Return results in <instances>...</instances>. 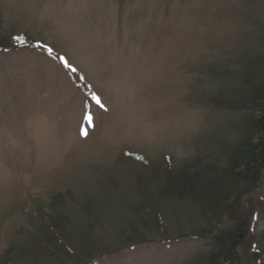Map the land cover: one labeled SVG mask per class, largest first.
<instances>
[{
  "label": "rangeland",
  "instance_id": "374dc122",
  "mask_svg": "<svg viewBox=\"0 0 264 264\" xmlns=\"http://www.w3.org/2000/svg\"><path fill=\"white\" fill-rule=\"evenodd\" d=\"M263 83L264 0H0V264H199L249 220L223 264H264V168L167 192L221 179Z\"/></svg>",
  "mask_w": 264,
  "mask_h": 264
},
{
  "label": "trees",
  "instance_id": "16d2710c",
  "mask_svg": "<svg viewBox=\"0 0 264 264\" xmlns=\"http://www.w3.org/2000/svg\"><path fill=\"white\" fill-rule=\"evenodd\" d=\"M254 86L247 98V104L240 106L251 115L247 122L246 138L239 143L234 160L223 172L221 179L216 180V177H210V179L205 177L204 179L197 175V171L192 172L191 175L188 172H184L186 174L183 175H173L167 183L169 194L183 198L188 193L193 201L215 207L219 205L217 203L226 202L224 194L219 196V190L223 185L232 196L236 197L238 193L241 194L245 189L253 187L257 183L260 171L264 168V83L258 87ZM214 195L221 197L220 202L212 200ZM251 225L252 222L249 220L245 226L244 223L243 226L242 223H239L234 228L235 231H222L217 234L210 231L214 233V236L209 241L210 246L207 249V254L199 264H223L226 260L231 259L236 246L244 244L245 234H250ZM253 256L256 257V255Z\"/></svg>",
  "mask_w": 264,
  "mask_h": 264
}]
</instances>
